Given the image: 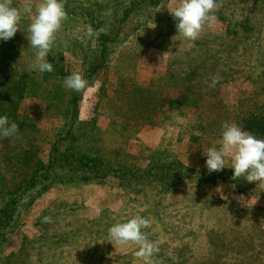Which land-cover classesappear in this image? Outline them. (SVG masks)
<instances>
[{"label": "rangeland", "instance_id": "obj_1", "mask_svg": "<svg viewBox=\"0 0 264 264\" xmlns=\"http://www.w3.org/2000/svg\"><path fill=\"white\" fill-rule=\"evenodd\" d=\"M83 1L95 6L113 0ZM72 2L69 9L79 3ZM178 2L158 8L152 23L128 28L113 46L104 90L99 92L100 83L86 88L80 115L91 119L97 106L100 156L139 168L175 158L189 169L207 170L204 153L219 147L225 122L243 129L249 113L264 116V0H216V21L192 43L174 35L170 14ZM40 3L11 0L22 14L20 30L0 42V116L18 126L16 135L0 137L5 191L16 190L46 163L67 123L64 79L83 70L79 45L86 44L88 30L67 16L47 57L54 70H33L31 17L23 9L31 5L35 13ZM177 130L179 138L173 136ZM182 139L196 155L176 154ZM225 167L230 169V158ZM141 194L111 180H55L29 205V199L20 200L9 224L0 223V264H143L134 255L138 245L121 246L108 235L112 225L136 216L150 221L143 231L158 249L151 264H264V187L246 180L183 184L153 207ZM173 235L182 250L179 261L170 252Z\"/></svg>", "mask_w": 264, "mask_h": 264}, {"label": "trees", "instance_id": "obj_2", "mask_svg": "<svg viewBox=\"0 0 264 264\" xmlns=\"http://www.w3.org/2000/svg\"><path fill=\"white\" fill-rule=\"evenodd\" d=\"M73 4L72 0H63L66 16L79 20L88 30V39L82 51V75L89 86L100 83L99 92L106 83L109 71V57L114 44L129 28L136 30L144 22L155 20L156 10L169 0H113L109 4L88 5L83 0ZM240 25H248L246 21ZM91 30V32H90ZM191 76L194 73L189 72ZM189 75V76H190ZM88 86V87H89ZM87 87V88H88ZM86 89L80 92L68 91L65 100L67 123L61 126L45 164H40L29 180L14 191H5L0 187V204L5 201L0 211V223L9 224L13 219L19 201L29 199L27 205L47 193L53 181H65L69 184H89L111 180L120 186H130L146 197L151 206L159 205V200L183 184L213 185L217 182L236 185L245 182L243 177L233 178L232 169L209 173L208 170H194L183 166L175 158L150 160L144 167H137L110 157L100 156L99 135L96 128L97 106L89 120L81 119V103ZM243 129L259 139H264V116L249 113L243 119ZM26 205V206H27ZM157 218L163 221L158 214ZM177 224L171 225L172 231ZM188 230L187 227H185ZM180 232V229H178ZM180 234V233H179ZM171 240L174 257L179 261L181 247L177 244V235Z\"/></svg>", "mask_w": 264, "mask_h": 264}, {"label": "clouds", "instance_id": "obj_3", "mask_svg": "<svg viewBox=\"0 0 264 264\" xmlns=\"http://www.w3.org/2000/svg\"><path fill=\"white\" fill-rule=\"evenodd\" d=\"M216 0H179L170 16L174 21V35L190 43L195 42L205 26H211L217 17L213 10ZM24 14L31 17L27 28L29 46L35 49L33 70L40 73L52 72L53 63L48 62L51 45L56 33L66 18L63 0H41L33 13L31 5L23 9ZM21 11L11 6V0H0V42H7L20 30ZM91 32V30H90ZM220 77L211 79L210 87H214ZM64 87L74 92L86 89L88 81L79 72H73L64 79ZM18 126L7 117L0 116V137L16 135ZM219 147L213 146L204 153L205 166L209 173L225 169L226 159L230 158L233 178L243 177L257 187H264V139H259L236 123L225 122L222 125ZM47 219V218H45ZM150 221L136 216L126 222H118L108 229L109 239L121 246H137L134 255L143 264H151V257L158 249L147 238L143 229Z\"/></svg>", "mask_w": 264, "mask_h": 264}, {"label": "crops", "instance_id": "obj_4", "mask_svg": "<svg viewBox=\"0 0 264 264\" xmlns=\"http://www.w3.org/2000/svg\"><path fill=\"white\" fill-rule=\"evenodd\" d=\"M173 136H175V138L180 137L178 130L176 131L175 135H173ZM180 143H182V144H180ZM189 148L193 149V144L190 141H187L185 139L179 140V150H176V154L177 155H196L192 151L187 152V149H189ZM184 163H187V162H184Z\"/></svg>", "mask_w": 264, "mask_h": 264}]
</instances>
